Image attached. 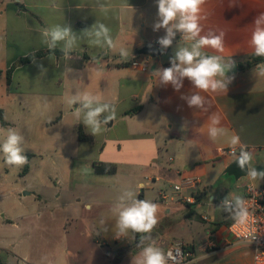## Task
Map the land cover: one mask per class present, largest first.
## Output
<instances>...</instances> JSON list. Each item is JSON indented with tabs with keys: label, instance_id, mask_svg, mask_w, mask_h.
I'll use <instances>...</instances> for the list:
<instances>
[{
	"label": "crops",
	"instance_id": "0c3cea01",
	"mask_svg": "<svg viewBox=\"0 0 264 264\" xmlns=\"http://www.w3.org/2000/svg\"><path fill=\"white\" fill-rule=\"evenodd\" d=\"M103 2L106 11L94 0H0V109L8 123L0 124V136L10 127L25 136L28 170L23 175L52 159L78 164L75 174L64 171L57 182L54 199L62 200V205L43 204L42 190L31 184L26 188L36 191L25 192L20 201L1 196V259L6 264H134L140 234L117 238L112 212L124 191H132L138 199L160 206L152 236L165 251L180 242L188 252L187 264H255V248L231 236V218L217 207L229 193L245 196L247 186H256L246 176L235 182L227 174L240 151L239 145L230 144L231 137H240L241 146L252 154L253 166L256 157H264V77L253 76L255 67L237 69L254 53L251 34L255 18L264 12V0H206L202 6L201 35L224 33L223 52L204 51L235 61L228 73L235 79L227 93H200L209 102L207 112L189 108L181 99L195 91L187 79L179 91L159 84L153 72L170 66L169 59H157L163 52L156 48L160 55L154 58L137 54L164 35L163 29L153 31L155 0H127L129 6L126 0ZM98 20L111 29L116 50L82 41L65 58L62 45L49 50L43 43V30L53 25H68L79 35ZM191 43L178 33L164 54L173 56L178 46ZM120 47L129 50L128 58L119 55ZM35 52L45 54L35 63L18 64ZM133 61L146 62V71L133 67ZM40 64L47 69L45 74ZM65 65L76 73L66 74ZM77 89L100 96L116 110L111 125H104L97 136L82 124L76 112L79 105L67 103ZM213 116L224 129L215 141L208 135ZM41 120L46 138L32 141ZM79 127L92 142L78 139ZM187 140L197 147L191 148ZM226 149L238 153L222 155ZM100 164L115 165V173H96L94 166ZM185 178L198 182L196 189L181 192L185 198L193 197L189 204L173 190ZM164 195L174 200L165 202ZM29 197L37 204H25ZM86 204L92 205L91 211ZM102 220L106 231L100 227Z\"/></svg>",
	"mask_w": 264,
	"mask_h": 264
},
{
	"label": "clouds",
	"instance_id": "9594fccd",
	"mask_svg": "<svg viewBox=\"0 0 264 264\" xmlns=\"http://www.w3.org/2000/svg\"><path fill=\"white\" fill-rule=\"evenodd\" d=\"M205 2L206 0H155L157 14L152 25L153 31L164 30V35L157 41L161 51L172 46L178 33L181 35V39L192 41L188 46H178L174 55L169 59L170 66L155 70L153 75L159 77L160 85H171L176 91L183 87L184 80L187 79L195 91L188 95H182L181 99L186 102L189 108L200 109L203 112H207L210 106L205 96L200 93L209 91L227 93L229 85L235 79L234 74L228 75L229 72H233L235 61L231 58L225 60L222 55H210L204 51L206 48H211L217 53L224 50L223 32L219 34L209 32L206 35H201L200 14ZM94 3L99 9L107 10L103 0H94ZM126 6H129L127 0ZM42 35L43 43L49 50H55L58 45H62L60 50L65 58H68L82 41L92 47L116 50L111 29L99 20L90 28L83 29L79 35L70 26L64 24L46 28ZM250 44L256 57H264V12L254 20ZM118 52L125 59L131 54L125 47H120ZM32 59L35 63V56ZM37 66L40 68L41 74L47 72L42 64ZM64 72L73 74L76 73V70L65 65ZM252 74L255 78L264 77V62L257 64L252 70ZM67 103L72 106L79 105L76 107V112L88 133L93 136L101 134L103 126L116 118V110L111 104L101 102L100 96L87 91L81 92L77 89L75 94L71 93L68 96ZM219 124L218 117H211L208 135L213 141L224 135V129L218 127ZM182 128H187V122ZM185 143L190 144L191 148L197 147L191 140H187ZM24 144L25 136L19 130L12 127L4 130V135L0 139V153L3 154L4 162L8 166L21 168L28 164V157L24 154ZM230 144L234 147L240 146L235 162L241 171H246V177L251 181H264V170H258L256 166H253L252 154L246 149V146H241L240 137L233 135ZM159 208L157 203L138 199L132 191H125L112 206V212L116 216L115 236L128 238L129 233L140 234L137 244L140 251L133 258L134 264H180L182 253L179 250L165 252L163 248L157 246L152 236V232L159 222ZM85 209L91 211L92 205L86 204ZM217 209L227 213L236 226L244 228L250 224L251 212L242 195L229 193L221 200ZM100 225L102 230H107L104 228L103 220ZM253 239L255 236L250 232L245 235L247 243L250 244Z\"/></svg>",
	"mask_w": 264,
	"mask_h": 264
},
{
	"label": "rangeland",
	"instance_id": "374dc122",
	"mask_svg": "<svg viewBox=\"0 0 264 264\" xmlns=\"http://www.w3.org/2000/svg\"><path fill=\"white\" fill-rule=\"evenodd\" d=\"M170 57H171L170 54L166 55L162 53L157 59L167 61L168 59H170ZM0 100L3 101V99H0ZM11 115L12 113L7 114V117L10 118ZM31 116L32 115L29 116L30 118L29 121H32ZM41 122L42 120L40 121V123H36L35 125L36 126V129H35L36 137L33 138L32 141H36V140L38 141L40 140L41 137L46 138V135L48 132L47 133L44 132V125H41ZM0 139H2L1 136H0ZM255 161L256 162L254 165L257 167V169L264 170L263 155L256 157ZM76 169H78V164L69 165L67 163L60 162V160L52 159L50 160L49 163L45 164L42 168L40 169L38 168L35 171H33L29 176H26L22 174L24 170V166L21 168L8 166L4 162L3 154L0 153V200H1V196L5 195L10 199V202L16 201L15 199L16 197H19V201H20L22 198H24L25 192L28 193V191H31L33 193L34 191H36V190H32L31 188H26V187H29V185L31 184L33 185L32 187L34 189L42 190V194L44 195V197L42 198L43 204L47 203L48 205L55 206V204L58 203L54 199V193L59 188V184L57 182L61 181V179L63 178L64 171L66 172L68 171L69 173L73 171V173L75 174ZM6 170L8 172H6ZM255 183H256V186L260 185L259 180L255 181ZM121 191H117V192H121ZM168 193L171 194V192H168ZM25 204L34 205V204H37V202H35L33 197H29L25 199ZM58 204L62 205L63 201L60 200ZM163 212H165V210Z\"/></svg>",
	"mask_w": 264,
	"mask_h": 264
},
{
	"label": "built area",
	"instance_id": "2783aa9c",
	"mask_svg": "<svg viewBox=\"0 0 264 264\" xmlns=\"http://www.w3.org/2000/svg\"><path fill=\"white\" fill-rule=\"evenodd\" d=\"M158 40L153 42V46L161 51L160 45L157 43ZM163 53L167 52L166 50L161 51ZM133 67H138L143 71H146L147 63L140 61H133L131 63ZM238 151L236 149H226L222 150V155H237ZM198 185L197 180L185 178L179 184L173 186V190L176 193L177 197L184 201L185 203H193V197H187L181 195V192L185 189H196ZM245 199L249 206L251 212L250 224L247 227H239L234 225V222L228 226L229 233L231 236L240 242L247 243L245 240V235L251 233L255 236V239L252 240L250 245L255 248V264H264V189L262 187H256L254 185H249L246 188ZM170 198L167 195L162 197L163 201H168ZM249 244V243H247ZM179 250L182 255L180 257V264H187V250L185 246L177 242L171 245L165 252L172 251L176 252Z\"/></svg>",
	"mask_w": 264,
	"mask_h": 264
},
{
	"label": "trees",
	"instance_id": "16d2710c",
	"mask_svg": "<svg viewBox=\"0 0 264 264\" xmlns=\"http://www.w3.org/2000/svg\"><path fill=\"white\" fill-rule=\"evenodd\" d=\"M45 54V52H35L33 54H30L24 58H21L18 61L19 65H24L27 64L29 62H31L33 59L32 57L35 56L36 58H40ZM264 62V57H256L254 54L251 55L246 61L241 62L237 65V69L238 71H245L247 69H250L252 67H255L257 64ZM8 75L10 74V70L7 72ZM9 78V76H8ZM138 111V109L133 110L132 112H129L128 114H132V113H136ZM0 124L5 127L8 125V123L5 121L4 118V112L3 110L0 109ZM78 139L80 141H85V142H92L93 138L90 135H87L83 132V130L81 129V127L78 128ZM95 172L98 174H114L116 171V167L115 165H108V164H100V165H95ZM28 170V165H25L23 173H26ZM262 188L264 189V181L262 184ZM232 219L230 220L229 225L232 223ZM0 264H6L5 262H3V260L0 257Z\"/></svg>",
	"mask_w": 264,
	"mask_h": 264
},
{
	"label": "water",
	"instance_id": "95a60500",
	"mask_svg": "<svg viewBox=\"0 0 264 264\" xmlns=\"http://www.w3.org/2000/svg\"><path fill=\"white\" fill-rule=\"evenodd\" d=\"M139 55H146V56H150V57H157L160 55V52L154 48L153 46H145L143 47L140 51H138ZM107 125H111V122H109V124ZM227 174L230 176H233L235 179V182H237V180L241 177L246 176V171H241L238 166L237 163L235 162V160L233 162H231V164L229 165V167L226 170Z\"/></svg>",
	"mask_w": 264,
	"mask_h": 264
}]
</instances>
